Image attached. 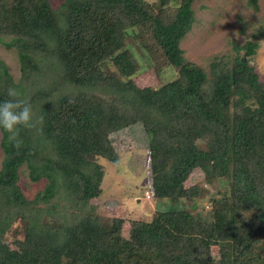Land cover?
Wrapping results in <instances>:
<instances>
[{
	"label": "trees",
	"instance_id": "1",
	"mask_svg": "<svg viewBox=\"0 0 264 264\" xmlns=\"http://www.w3.org/2000/svg\"><path fill=\"white\" fill-rule=\"evenodd\" d=\"M194 1L0 0V42L21 65L15 81L0 61V102L15 88L34 124L19 150L0 130V225L22 243L0 242V264H264V81L253 63L264 24L204 68L181 47ZM155 53L177 76L141 86L135 77ZM139 123L152 194L191 206L134 219L129 240L112 221L99 230L86 201L104 177L91 158L118 162L113 134ZM22 165L47 179L34 200L18 185ZM196 169L225 187L216 206L204 183L188 185Z\"/></svg>",
	"mask_w": 264,
	"mask_h": 264
},
{
	"label": "rangeland",
	"instance_id": "2",
	"mask_svg": "<svg viewBox=\"0 0 264 264\" xmlns=\"http://www.w3.org/2000/svg\"><path fill=\"white\" fill-rule=\"evenodd\" d=\"M63 1L52 0V3L54 7H58ZM147 1L154 2L155 0ZM258 4L259 10L256 12L250 0H195L193 8L196 21L181 41V47L185 50L187 60L208 68L209 62L216 55H234V42L244 44L248 34L264 24V0H258ZM242 29L244 32H241ZM139 54H141V49H138L140 58ZM0 61L7 64L15 81H18L21 76L19 57L16 51L1 42ZM149 62V66L152 67L135 77L141 86L158 83L159 79L171 80L177 76L176 71L165 64L161 55L155 53ZM253 63L261 80L264 81V39L261 40ZM112 139L119 153L118 162L104 158L96 161L91 158V161L99 162L104 170L101 195L86 201L87 215L94 219L99 230L106 231L107 223L112 221L122 226L123 236L126 239L134 240L132 226L134 219L150 220L157 211L191 206L190 201L176 202L169 198H156L152 192L150 196L146 195L145 192L151 190L152 174L148 138L141 123L113 134ZM1 141L0 131V169L5 156ZM28 170L27 165L20 167L18 185L23 195L29 200H34L37 194L44 190L47 179L32 180ZM187 183L188 185L204 183L207 191L206 197L212 198L215 206L224 197L225 187L216 180L207 182L206 176L200 169L193 171ZM64 198L65 192L60 186L57 196L60 210H65ZM45 206L47 208V205ZM6 230V227L0 225V242L6 241L10 247L20 249L22 243L9 238ZM212 258L213 260L218 259L217 246L212 247Z\"/></svg>",
	"mask_w": 264,
	"mask_h": 264
},
{
	"label": "clouds",
	"instance_id": "3",
	"mask_svg": "<svg viewBox=\"0 0 264 264\" xmlns=\"http://www.w3.org/2000/svg\"><path fill=\"white\" fill-rule=\"evenodd\" d=\"M6 95L9 99L0 102V130L8 134L9 143L19 150L23 147L21 130L34 126L32 109L28 101L19 98L20 93L15 88H9ZM151 192L145 193L150 196Z\"/></svg>",
	"mask_w": 264,
	"mask_h": 264
}]
</instances>
